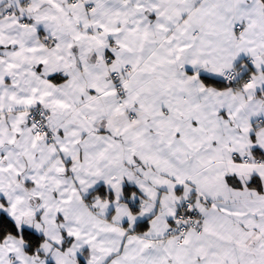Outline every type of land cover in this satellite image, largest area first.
<instances>
[{
    "label": "snow or ice",
    "instance_id": "obj_1",
    "mask_svg": "<svg viewBox=\"0 0 264 264\" xmlns=\"http://www.w3.org/2000/svg\"><path fill=\"white\" fill-rule=\"evenodd\" d=\"M0 264H264V0H0Z\"/></svg>",
    "mask_w": 264,
    "mask_h": 264
}]
</instances>
